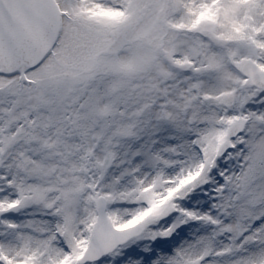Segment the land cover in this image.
<instances>
[{
    "label": "snow or ice",
    "instance_id": "snow-or-ice-1",
    "mask_svg": "<svg viewBox=\"0 0 264 264\" xmlns=\"http://www.w3.org/2000/svg\"><path fill=\"white\" fill-rule=\"evenodd\" d=\"M0 264H264V0H0Z\"/></svg>",
    "mask_w": 264,
    "mask_h": 264
}]
</instances>
